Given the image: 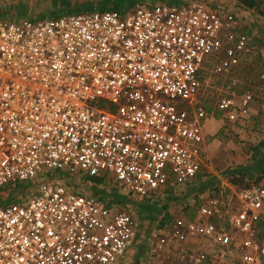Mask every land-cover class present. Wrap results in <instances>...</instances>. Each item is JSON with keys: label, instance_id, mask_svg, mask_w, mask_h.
<instances>
[{"label": "built area", "instance_id": "built-area-1", "mask_svg": "<svg viewBox=\"0 0 264 264\" xmlns=\"http://www.w3.org/2000/svg\"><path fill=\"white\" fill-rule=\"evenodd\" d=\"M235 18L210 0L0 18V264H116L130 252L139 219L128 204L52 173L107 172L121 196L148 201L193 183L211 117L199 101L204 73L247 50L243 34L233 40ZM252 101L225 95L216 109L243 120ZM20 183L33 186L9 189ZM238 199L229 220L247 234L264 188L252 183ZM219 211L207 197L170 236L224 242ZM241 246L228 264H260L253 240Z\"/></svg>", "mask_w": 264, "mask_h": 264}, {"label": "rangeland", "instance_id": "rangeland-1", "mask_svg": "<svg viewBox=\"0 0 264 264\" xmlns=\"http://www.w3.org/2000/svg\"><path fill=\"white\" fill-rule=\"evenodd\" d=\"M156 0H0V16L10 20L47 18L84 10L129 9L135 2ZM158 1V0H157ZM181 0H172V2ZM233 12L236 19L235 35L243 34L247 50L233 57L223 56L219 73L205 72L199 101L211 116L206 123L207 134L203 145L201 170L191 184L167 191L154 201L121 196L119 188L109 183L112 174L98 177L106 183L98 185L83 173L53 172L62 181L83 187L87 191L102 190L112 198L127 203L139 219V234L130 252L116 264H228L229 251L242 247L244 239H251L258 247L260 264H264V203L254 212L251 230L241 233L230 223L229 216L239 206L238 193L250 184L264 188V3L258 9H248L236 0H210ZM71 6L75 10L68 11ZM231 44V43H230ZM236 84L231 85L230 81ZM249 93L259 103L257 113L243 120L228 121L216 109L221 96ZM103 183V182H101ZM17 186V187H16ZM9 189L22 191L33 186L20 183ZM8 188L0 190L7 196ZM207 197L220 203L216 222L224 230V242L208 236H189L177 241L170 236V228L177 221L195 220L198 207ZM159 238L162 247H156Z\"/></svg>", "mask_w": 264, "mask_h": 264}, {"label": "trees", "instance_id": "trees-1", "mask_svg": "<svg viewBox=\"0 0 264 264\" xmlns=\"http://www.w3.org/2000/svg\"><path fill=\"white\" fill-rule=\"evenodd\" d=\"M163 1H168V2H171L172 0H163ZM240 5L248 8V9H252V8H255V9H258L259 6L264 3V0H236ZM264 15V13H261ZM0 18H5V17H2L0 16ZM92 181L94 182H97V183H100L102 182V179L101 178H98V177H94L92 178Z\"/></svg>", "mask_w": 264, "mask_h": 264}, {"label": "crops", "instance_id": "crops-1", "mask_svg": "<svg viewBox=\"0 0 264 264\" xmlns=\"http://www.w3.org/2000/svg\"><path fill=\"white\" fill-rule=\"evenodd\" d=\"M72 10H75L74 6H71V8H68V11H72ZM262 106L264 107V105H262ZM259 107H260L259 103L252 101V103L250 104L249 110H248V115L257 113ZM208 122L210 124V121L207 120L205 122V126H206V123H208ZM205 133L207 134V129H205Z\"/></svg>", "mask_w": 264, "mask_h": 264}]
</instances>
